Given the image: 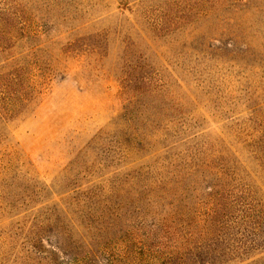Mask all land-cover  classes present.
Instances as JSON below:
<instances>
[{"label": "rangeland", "instance_id": "374dc122", "mask_svg": "<svg viewBox=\"0 0 264 264\" xmlns=\"http://www.w3.org/2000/svg\"><path fill=\"white\" fill-rule=\"evenodd\" d=\"M248 1L0 0V64L40 83L0 134L15 167L0 264H264V0ZM135 95L164 113L165 169L127 147L94 167V200L71 212L98 228L93 250L54 248L36 180L67 191L77 151Z\"/></svg>", "mask_w": 264, "mask_h": 264}, {"label": "trees", "instance_id": "16d2710c", "mask_svg": "<svg viewBox=\"0 0 264 264\" xmlns=\"http://www.w3.org/2000/svg\"><path fill=\"white\" fill-rule=\"evenodd\" d=\"M240 2L243 3L244 7H247L249 3L248 0H240ZM185 9L190 11L193 8L187 9L185 7ZM3 21V13L0 10V38L2 37V39V34H4L5 30L2 29ZM7 51L6 46L0 45V56L5 55ZM18 61V59L11 58L4 65L0 64V134L3 127L6 126L7 120L14 117L16 113L21 112L23 107L30 100H33V92L34 90L37 92V88L40 85L37 79L36 82L33 81V77L26 73L25 67L19 65ZM35 86L36 89H34ZM160 91L161 89L150 91L144 97H157L159 96L158 93H161ZM133 98L132 100L134 101L124 108V113L114 120L110 128L98 131L88 140L84 147L77 151L76 158L71 161L67 169L68 173L64 176V186L67 191L62 193L55 192L53 187L36 180V207L30 211L36 212V216L40 214L46 215L43 220L46 222L50 220L48 224L54 222L56 225L58 235H56L54 248L58 250L67 248L81 250L82 245H87L88 250H93L92 243L88 238L92 240L94 236L90 237V235H97L98 228L94 225L85 226L80 219L75 221L71 216V212L77 209L79 211L86 210L88 204L94 200L95 195H92V191L96 188L95 182H83L89 177L88 175H91L94 167H103L104 163H111L115 158L122 159L124 156L123 148L127 147L128 155L147 154H144L145 157L143 156L141 160L152 161L156 167L153 172L165 169V161L161 157H163V152L169 147H157L161 143V136L166 134L162 127L164 124V113L154 103L145 102L143 98L139 99L136 95ZM7 148H9V145L0 140V175L3 176L4 174L3 177H0L1 182L7 181L5 176L15 171L11 160V152L7 151ZM98 156L101 157L100 162L95 160ZM81 163H83L82 167L85 166V170L82 172L85 174L83 175L75 172L76 166ZM151 166L147 164V171L153 169ZM55 198L59 199L56 200ZM51 215L54 217L53 221L51 220ZM57 224L58 226L62 225L64 231H60V227L58 228ZM41 228L39 229L36 225V242H39ZM93 230L95 234L90 232ZM77 237H79V240ZM90 260L95 264L92 259Z\"/></svg>", "mask_w": 264, "mask_h": 264}]
</instances>
